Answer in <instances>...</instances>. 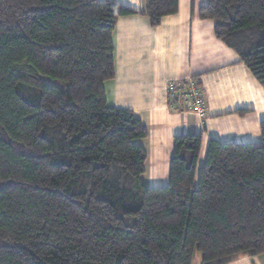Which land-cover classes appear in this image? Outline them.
<instances>
[{
	"label": "trees",
	"instance_id": "16d2710c",
	"mask_svg": "<svg viewBox=\"0 0 264 264\" xmlns=\"http://www.w3.org/2000/svg\"><path fill=\"white\" fill-rule=\"evenodd\" d=\"M176 11L177 0H145L140 12L154 26ZM137 12L0 0V264H192L196 251L226 264L264 252V120L258 142L211 139L199 168L201 135H175L168 184L140 182L135 140L147 129L108 106L103 86L116 21ZM198 15L264 87V0H208Z\"/></svg>",
	"mask_w": 264,
	"mask_h": 264
},
{
	"label": "crops",
	"instance_id": "0c3cea01",
	"mask_svg": "<svg viewBox=\"0 0 264 264\" xmlns=\"http://www.w3.org/2000/svg\"><path fill=\"white\" fill-rule=\"evenodd\" d=\"M115 1L138 12L116 21L115 74L103 86L108 106L133 110L147 129L146 136L135 140L146 153L140 176L145 186L168 184L175 135H201L198 168L211 139L260 141L264 87L239 55L215 36L214 20L199 17L198 10L208 0H177V11L162 16L154 26L140 12L145 0ZM192 76L201 84L203 112L172 108L170 83ZM195 260L192 264H201V255ZM226 264H264V252L240 255Z\"/></svg>",
	"mask_w": 264,
	"mask_h": 264
},
{
	"label": "built area",
	"instance_id": "2783aa9c",
	"mask_svg": "<svg viewBox=\"0 0 264 264\" xmlns=\"http://www.w3.org/2000/svg\"><path fill=\"white\" fill-rule=\"evenodd\" d=\"M175 95L179 96L180 104L175 100ZM169 98L171 107L176 109L182 106L184 110L203 112L205 106L202 88L193 76L179 82L175 88L169 86Z\"/></svg>",
	"mask_w": 264,
	"mask_h": 264
},
{
	"label": "rangeland",
	"instance_id": "374dc122",
	"mask_svg": "<svg viewBox=\"0 0 264 264\" xmlns=\"http://www.w3.org/2000/svg\"><path fill=\"white\" fill-rule=\"evenodd\" d=\"M140 182L143 184V182L140 180ZM166 185V184H165ZM155 186H157V185H155ZM159 186H162V185H159ZM149 187H151V186H149ZM200 253L198 252V251H196L195 252V256H194V258H193V261L195 260V257H196V260H195V262H197L198 261V257H200ZM193 263V262H192Z\"/></svg>",
	"mask_w": 264,
	"mask_h": 264
}]
</instances>
